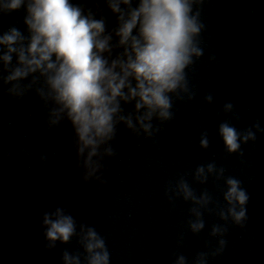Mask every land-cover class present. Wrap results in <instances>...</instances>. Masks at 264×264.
Returning a JSON list of instances; mask_svg holds the SVG:
<instances>
[{"label":"clouds","instance_id":"1","mask_svg":"<svg viewBox=\"0 0 264 264\" xmlns=\"http://www.w3.org/2000/svg\"><path fill=\"white\" fill-rule=\"evenodd\" d=\"M204 3L103 0L102 7L100 0H0V15L22 8L25 13L23 31L11 25L0 32V85L5 86L10 102L34 92L43 104L49 129L65 120L70 122L83 181L95 179L105 185L104 160L118 155L113 145L120 125L137 138L143 135L152 139L175 118V102L195 98L186 70L204 55L199 39L206 28L201 20ZM105 7L116 18L111 28ZM204 101L211 104L212 94ZM124 105L133 107L126 111ZM222 110L240 119L231 102ZM257 132H264L259 121L243 130L228 120L218 125L226 152L240 157L244 155L241 146L254 143ZM199 146L209 148L207 131L201 133ZM25 154L30 156L31 152ZM40 159L46 161L47 157L41 155ZM225 171L213 161L197 165L191 173L200 185L207 184L210 177L223 180V205L207 189L198 194L185 176L165 189L173 206L178 199L190 203L187 227L193 235L204 230L205 211L215 212L224 222L213 224L209 232L216 239V247L197 252L191 264H208L210 258L222 255L229 221L244 228L248 220L249 194L241 180L225 176ZM42 226L47 249H54L57 241L68 244L73 237L83 248V253L65 250L63 264H110L105 239L95 227L77 225L65 209L45 212ZM183 240L181 234L177 248L184 246ZM173 256V264H189L183 254L175 252Z\"/></svg>","mask_w":264,"mask_h":264}]
</instances>
